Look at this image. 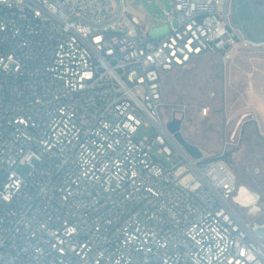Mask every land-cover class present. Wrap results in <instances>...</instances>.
Segmentation results:
<instances>
[{
    "label": "built area",
    "instance_id": "obj_1",
    "mask_svg": "<svg viewBox=\"0 0 264 264\" xmlns=\"http://www.w3.org/2000/svg\"><path fill=\"white\" fill-rule=\"evenodd\" d=\"M231 1L172 0L161 38L117 0H0V264H264L226 152L160 114L167 74L259 45Z\"/></svg>",
    "mask_w": 264,
    "mask_h": 264
},
{
    "label": "rangeland",
    "instance_id": "obj_2",
    "mask_svg": "<svg viewBox=\"0 0 264 264\" xmlns=\"http://www.w3.org/2000/svg\"><path fill=\"white\" fill-rule=\"evenodd\" d=\"M124 1L117 0L119 8L125 6L131 12L133 10L128 7L131 4L135 9H140L148 15L146 24L137 13L132 14L138 16L153 36L164 37L167 30L164 10L172 9V0ZM118 31L125 34L128 29L119 28ZM235 63L240 69L233 66ZM232 66L236 90L231 89ZM263 70L262 45L241 49L235 60L227 65L218 55L198 59L189 67L177 69L165 76L160 114L163 123L173 119L183 120V138L197 146L205 158H218L226 152L225 160L235 172L239 187L246 186L255 195L252 207L257 209L243 207L235 201L236 209L247 221L264 225V120L252 104L237 99L241 97L238 90L243 91L251 81L261 82L259 74ZM229 94L232 99L227 98ZM204 109H208L207 114ZM180 111L183 113L180 114ZM153 136L154 127L151 124L149 127L144 125L137 133L140 139H152ZM157 150L158 147H155L154 153ZM158 157L168 167L176 162L175 159L168 161L165 156ZM17 171L27 178L31 169L29 166H20Z\"/></svg>",
    "mask_w": 264,
    "mask_h": 264
},
{
    "label": "crops",
    "instance_id": "obj_3",
    "mask_svg": "<svg viewBox=\"0 0 264 264\" xmlns=\"http://www.w3.org/2000/svg\"><path fill=\"white\" fill-rule=\"evenodd\" d=\"M124 1V0H123ZM254 1V0H253ZM252 1V4H253ZM125 2V1H124ZM234 2L230 3L229 5V13L231 15V21L232 23L240 30L239 25L237 23V18L235 15V11H234ZM129 9L133 10L131 11V13L135 12L137 13L139 16H141L144 19V23L146 24L145 20H147L148 15L143 13L140 9H135L131 4L128 5ZM253 9L255 12V17L256 19L250 22H246L244 23V27L246 29V32L248 34V36L255 40V41H262L264 40V0H257L254 4H253ZM137 20L141 21L138 16L133 15ZM242 34V32H241ZM243 35V34H242ZM244 36V35H243ZM245 37V36H244ZM246 38V37H245ZM247 39V38H246ZM249 40V39H248ZM251 41V40H250ZM253 43L259 44L264 46V41L263 42H254L251 41ZM238 55V54H237ZM240 57V56H239ZM234 67L236 66V68L240 69V66L233 65ZM231 68V81H233V67ZM247 74V72H246ZM236 74H234L235 77ZM248 75V74H247ZM261 76V82H253L251 81L249 85H247L243 91L238 90L241 97H238L237 99H244L245 101H247L248 103L252 104L255 108L256 111L258 112V114H260V116L262 117V119L264 120V70L263 72H261L259 74ZM232 84V83H231ZM236 90L237 88H234V81H233V85H231V89ZM230 89V90H231ZM228 99H232L231 95L229 94V97H227Z\"/></svg>",
    "mask_w": 264,
    "mask_h": 264
},
{
    "label": "water",
    "instance_id": "obj_4",
    "mask_svg": "<svg viewBox=\"0 0 264 264\" xmlns=\"http://www.w3.org/2000/svg\"><path fill=\"white\" fill-rule=\"evenodd\" d=\"M252 1L253 0H235V2H234V11H235V15H236V18H237V23L239 25V28L241 29L242 34L247 39H249L251 41H254V42H263L264 40L255 41V40L251 39L248 36V34L246 32V29L244 27V23L250 22V21H253V20L256 19ZM121 8L122 7H120V11H121ZM75 18H77V17H75ZM68 24H67V27H68ZM67 27H66V29H67ZM182 124H183V120L173 119L172 121H170L167 124V128H168L170 133L175 135V138L177 139V141L187 150V152L194 159L203 158V156H204L203 152L197 146L188 143L183 138L182 133H181ZM239 189H240V187H239ZM234 201H236V197H235ZM255 232H256V234L259 237L264 238V225L263 226L262 225H260V226L257 225L255 227Z\"/></svg>",
    "mask_w": 264,
    "mask_h": 264
},
{
    "label": "flooded vegetation",
    "instance_id": "obj_5",
    "mask_svg": "<svg viewBox=\"0 0 264 264\" xmlns=\"http://www.w3.org/2000/svg\"><path fill=\"white\" fill-rule=\"evenodd\" d=\"M235 1V0H232L231 3ZM257 0H254L253 1V4L256 2ZM231 17V15H230ZM260 200V198H259ZM236 201H238L239 203H241V205L243 207H246V208H250L252 207L254 204H255V195L246 187V186H242L240 187L239 189V193L238 195L236 196ZM259 202V201H258ZM258 204V203H257ZM257 207V206H256ZM253 208V207H252ZM254 210L257 209V208H253ZM259 209V208H258ZM263 225V224H261Z\"/></svg>",
    "mask_w": 264,
    "mask_h": 264
},
{
    "label": "trees",
    "instance_id": "obj_6",
    "mask_svg": "<svg viewBox=\"0 0 264 264\" xmlns=\"http://www.w3.org/2000/svg\"><path fill=\"white\" fill-rule=\"evenodd\" d=\"M227 156V155H226Z\"/></svg>",
    "mask_w": 264,
    "mask_h": 264
}]
</instances>
